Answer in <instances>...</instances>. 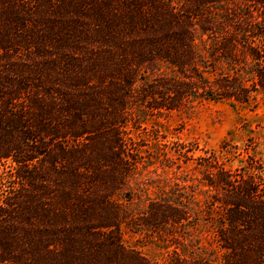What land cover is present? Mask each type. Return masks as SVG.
Masks as SVG:
<instances>
[{
    "label": "trees",
    "instance_id": "16d2710c",
    "mask_svg": "<svg viewBox=\"0 0 264 264\" xmlns=\"http://www.w3.org/2000/svg\"><path fill=\"white\" fill-rule=\"evenodd\" d=\"M257 94L264 0H0V264H264L263 165L180 145L198 183L184 171L151 195L131 134ZM123 227L165 256L127 247Z\"/></svg>",
    "mask_w": 264,
    "mask_h": 264
},
{
    "label": "rangeland",
    "instance_id": "374dc122",
    "mask_svg": "<svg viewBox=\"0 0 264 264\" xmlns=\"http://www.w3.org/2000/svg\"><path fill=\"white\" fill-rule=\"evenodd\" d=\"M131 134L145 142V160L149 163L139 169L138 180L146 184L151 195L162 187L168 188L184 171H189L192 178L188 184L198 183L199 173L193 169L196 161L190 159L184 163L182 157L177 158L174 150L180 145L184 149L194 147L189 153L193 158L211 156L212 163L228 168L242 166L250 156L264 167V96L257 94L244 104L206 100L163 115H147L140 127L132 128ZM164 153L173 163L164 160ZM188 189L195 193L198 190L194 186ZM195 196L201 198L199 194ZM199 235L206 244L210 238L209 226H203ZM122 240L127 247L149 258L165 256L166 249L160 242L126 227L122 228Z\"/></svg>",
    "mask_w": 264,
    "mask_h": 264
}]
</instances>
